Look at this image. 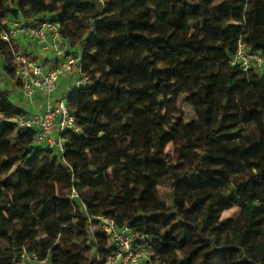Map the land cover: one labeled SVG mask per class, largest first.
Here are the masks:
<instances>
[{
    "label": "trees",
    "instance_id": "obj_1",
    "mask_svg": "<svg viewBox=\"0 0 264 264\" xmlns=\"http://www.w3.org/2000/svg\"><path fill=\"white\" fill-rule=\"evenodd\" d=\"M221 1L106 0L104 7L99 0H0V34L5 21H58L64 39L83 48V67L92 77L67 96L80 130L65 132L64 157L36 145V131L14 121L28 112L0 85V145H9V156L0 150V226L17 221L10 236L15 260L9 264H16L24 245L60 264V242L72 255L61 264H99L96 257L105 260L113 250L99 227L90 229L99 215L115 218L119 226L131 224L140 234L135 245L149 247L157 264H248L243 239L235 245L206 242L196 222L205 210L219 229L229 224L222 213L240 206L237 229L264 236V221L256 218L264 212V135L235 140L234 132L240 122L264 115V71L245 72L230 63L240 38L264 57V0ZM212 8L220 12L218 19ZM9 60L14 61L12 50L0 37V75L3 62L19 88ZM183 94L202 120L183 121ZM217 102L222 112L213 125ZM231 104L235 112L227 111ZM170 143L188 158L184 169L169 159ZM12 162L19 173L16 186L2 176ZM166 179L174 181L170 225L163 223L157 190ZM128 182L138 187L130 200ZM73 188L90 216L70 198ZM204 190L211 199L207 208ZM44 231L47 237L37 239ZM81 234L92 240L94 257L84 260L76 252L74 237Z\"/></svg>",
    "mask_w": 264,
    "mask_h": 264
},
{
    "label": "built area",
    "instance_id": "obj_2",
    "mask_svg": "<svg viewBox=\"0 0 264 264\" xmlns=\"http://www.w3.org/2000/svg\"><path fill=\"white\" fill-rule=\"evenodd\" d=\"M99 1L105 7L106 0ZM4 25L0 37L9 44L14 56L16 77L21 81L18 88L19 96L32 108L31 112L27 111L26 116H17L14 121L22 128L36 131L34 139L36 145L54 149L58 155L64 157L65 132L80 130L77 118L68 106L67 96L71 90L85 87L92 81L91 74L83 67V48L77 55H74V52L67 53L70 49L66 47L67 41L61 33V23L58 21L44 19L37 25H29L21 18L5 21ZM33 43L40 46V53L55 54L57 62L48 65L43 60L32 57L29 45ZM230 63L232 66H240L245 72L252 69L264 71L263 55L251 50L243 38L239 39ZM65 78L70 79V89L67 95L58 96L60 84ZM70 198L77 201L83 211L90 216L80 193L75 188L72 189ZM96 220L93 223L91 219L90 229L93 231L95 227H99L108 236L110 246L113 247L104 264L148 262L151 249L146 245H135L140 234L131 224L119 226L115 218L105 215L96 216ZM16 264H51V262L48 257L42 258L38 252L31 251L24 245L19 251Z\"/></svg>",
    "mask_w": 264,
    "mask_h": 264
},
{
    "label": "rangeland",
    "instance_id": "obj_3",
    "mask_svg": "<svg viewBox=\"0 0 264 264\" xmlns=\"http://www.w3.org/2000/svg\"><path fill=\"white\" fill-rule=\"evenodd\" d=\"M113 1H119V0H113ZM218 5V6H217ZM219 4H216V7L214 8V12H217V9L219 8ZM218 7V8H217ZM111 8V7H110ZM113 9H117V6H113ZM111 8V9H112ZM213 8L211 10L212 15L215 16L213 12ZM38 46V48H36ZM69 47L70 51L68 52H75L79 54L81 52V46H73L69 41H67L66 47ZM35 49L37 53H40V46L36 43L32 44V49ZM97 58L99 59V62H102V56L98 55ZM9 66L11 69H15L16 65L13 60H9ZM1 67L4 69V72L2 71L0 75V85L2 88L7 90L10 94L11 101H13L16 105H21L24 109H26L28 112L32 111V108L30 105H26L25 102H23L21 99V96L17 94L18 87L15 85V80L13 79V76L9 74L6 70V64L1 63ZM245 77L244 74H240V80ZM251 77V76H249ZM246 91H249L250 87L245 85ZM62 95V94H61ZM187 95L183 94L178 101V109L183 115V121L188 122L191 119H197V120H202V115L199 109H197L195 106L189 103L187 99ZM220 96L217 95V99H219ZM223 104H227L226 100L223 101ZM228 108L227 111L229 112H235V106L231 104ZM221 108V103H216L215 104V109L212 113L211 117V123L210 124H215L216 120L221 116L222 110ZM169 111V109H163V113H166ZM172 114V112H171ZM213 128V126H212ZM133 129L137 130L136 124L133 125ZM235 132V140L239 139V136H250L254 137L256 133L264 135V115L256 113V120L252 121L250 123H245V122H240L239 126L236 128ZM229 138V137H228ZM190 141H192V137L190 138ZM8 144L3 143L0 145V150L6 155L9 156L8 152ZM166 152L169 155V159L173 161V163H176L180 169H184L186 166L189 165V160L185 155L179 156L176 153V149L174 148V144L170 143L168 144L166 148ZM89 156H98V153L96 152H89ZM2 176H4L7 180L10 181L11 186H16L19 183V173L14 168L13 162L10 164L9 167H7L3 173ZM174 184V181H170L169 179L164 180L157 188V190L160 192L161 197L163 198V203L161 205V208L163 209L164 215H163V223L166 225L171 224V220L169 219L168 215L170 216L171 214V208L173 205V195L171 193V186ZM130 188V193L127 194V199L133 198L135 194L138 192V187H131L130 183L128 182L127 185L124 187V189ZM232 187L228 189V192ZM214 193H216L218 190L217 188H213ZM202 197L205 198V208H207V205H209V202L211 199H209V193L208 191H202ZM215 197V196H214ZM7 206H10L9 201H4ZM206 211L202 210L200 211L199 215L196 217V222L199 227H202V234L203 238L206 239V242H209V239L215 238L218 244H238L242 239H243V244L245 247L249 249V252L247 251L246 253V258L253 260L257 264H264V257L262 255V245L264 243V236L262 234V231L259 234L256 233H250L247 236L243 235L244 232V227H241L240 229H237L238 223L236 222L237 220H242L243 212H242V207L240 206H235L231 209H228L224 211L221 215V219L228 221L229 224L225 226H221V228H216L215 226L217 225L216 218L214 215L208 219H206ZM256 218L260 221H264V212L259 213ZM17 221H10L8 224H5L3 226H0V245H1V250H0V264H9L11 261L15 260V251H13V246L11 243L10 236L13 233V230L15 228ZM47 237V233L41 232L40 235L37 236V239ZM201 242V240L199 241ZM62 248L58 252V263H62V258L63 262H70L71 260V253L66 252V244L60 242ZM93 244L92 240L88 238L86 235L81 234L80 236H75L74 237V247L77 253H80L82 258L85 260L87 257H94L96 255V252L94 249L91 248V245ZM208 245H203L202 251L207 250L209 248V243ZM247 249V250H248ZM150 250V249H149ZM63 256V257H62ZM65 256V258H64ZM149 260L147 263H139V264H157L154 263L152 260L153 252L150 250V253L148 254ZM61 258V259H60ZM96 260H98L99 264H104V259L101 257H96Z\"/></svg>",
    "mask_w": 264,
    "mask_h": 264
},
{
    "label": "crops",
    "instance_id": "obj_4",
    "mask_svg": "<svg viewBox=\"0 0 264 264\" xmlns=\"http://www.w3.org/2000/svg\"><path fill=\"white\" fill-rule=\"evenodd\" d=\"M223 1L224 0H222L221 3ZM220 5H219V9H220ZM219 15H220V12H219L218 15H215L214 17L218 19L219 18ZM36 48H38V46ZM35 49L34 48L32 49V44L29 45V52L33 56H36L38 59L43 60L44 63H47L48 65H52L53 63L57 62V56L55 54H50V53L49 54H44L43 52L37 53L35 51ZM46 60H48V62H45ZM70 84H71V82H70V79L69 78H65L64 80H62L57 95L58 96H60L61 94L62 95H67L68 94V90L70 89ZM17 94L19 95V89L17 91ZM40 103L41 102L39 101V105H40Z\"/></svg>",
    "mask_w": 264,
    "mask_h": 264
},
{
    "label": "water",
    "instance_id": "obj_5",
    "mask_svg": "<svg viewBox=\"0 0 264 264\" xmlns=\"http://www.w3.org/2000/svg\"><path fill=\"white\" fill-rule=\"evenodd\" d=\"M248 264H257V263H255L253 260H251V259H248Z\"/></svg>",
    "mask_w": 264,
    "mask_h": 264
}]
</instances>
